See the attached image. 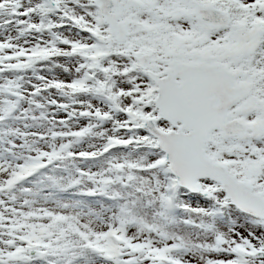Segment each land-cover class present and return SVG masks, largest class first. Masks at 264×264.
Instances as JSON below:
<instances>
[{"label":"snow or ice","instance_id":"1","mask_svg":"<svg viewBox=\"0 0 264 264\" xmlns=\"http://www.w3.org/2000/svg\"><path fill=\"white\" fill-rule=\"evenodd\" d=\"M0 264H264V0H0Z\"/></svg>","mask_w":264,"mask_h":264}]
</instances>
